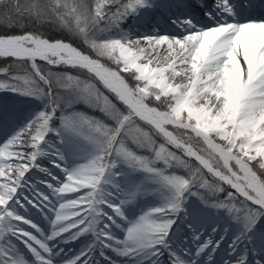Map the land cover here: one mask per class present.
Listing matches in <instances>:
<instances>
[{
	"label": "snow or ice",
	"instance_id": "1",
	"mask_svg": "<svg viewBox=\"0 0 264 264\" xmlns=\"http://www.w3.org/2000/svg\"><path fill=\"white\" fill-rule=\"evenodd\" d=\"M0 264H264V0H0Z\"/></svg>",
	"mask_w": 264,
	"mask_h": 264
}]
</instances>
